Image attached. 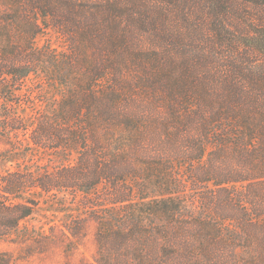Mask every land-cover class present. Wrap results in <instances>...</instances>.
I'll return each mask as SVG.
<instances>
[{
	"label": "trees",
	"instance_id": "16d2710c",
	"mask_svg": "<svg viewBox=\"0 0 264 264\" xmlns=\"http://www.w3.org/2000/svg\"><path fill=\"white\" fill-rule=\"evenodd\" d=\"M0 144V241L51 201L95 264H264V0H0Z\"/></svg>",
	"mask_w": 264,
	"mask_h": 264
},
{
	"label": "rangeland",
	"instance_id": "374dc122",
	"mask_svg": "<svg viewBox=\"0 0 264 264\" xmlns=\"http://www.w3.org/2000/svg\"><path fill=\"white\" fill-rule=\"evenodd\" d=\"M49 42L52 48L61 51L65 48L63 39L57 36L52 30L47 29L36 38V44L43 45ZM2 145L0 144V151ZM25 160L28 164L36 162L39 164L59 165L64 160L58 157L37 159L36 152L27 153ZM32 159V160H31ZM37 159V160H36ZM9 167V164L0 163V172ZM62 205L51 201H42L39 208L21 224V231L12 238L0 241V264H95V240L94 227L90 225L87 233L81 239L73 243L63 242L59 233L69 211H61ZM55 227L53 232L50 231ZM24 229L36 236L35 240L24 242ZM52 240L46 241L45 236Z\"/></svg>",
	"mask_w": 264,
	"mask_h": 264
}]
</instances>
